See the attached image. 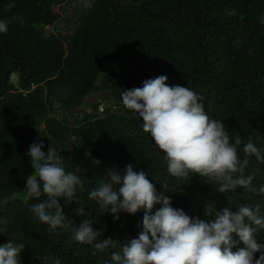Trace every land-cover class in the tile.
Here are the masks:
<instances>
[{"label": "trees", "instance_id": "obj_1", "mask_svg": "<svg viewBox=\"0 0 264 264\" xmlns=\"http://www.w3.org/2000/svg\"><path fill=\"white\" fill-rule=\"evenodd\" d=\"M72 1L79 0H0V20L8 22L0 34V244H25L22 264H110L111 253L138 236L143 210L114 220L88 194L106 171L128 163L146 171L158 190L167 184L173 207L190 216L214 220L204 214L206 203L231 211L258 204L264 216V195L239 187L217 192L194 174L170 176L142 120L115 110L122 90L167 75L169 85L203 98L208 115L225 123L230 142L241 141V158L250 139L264 153V0H95L73 25L59 28ZM106 92L112 105L90 101L91 110L84 107L88 97ZM75 110L80 113L71 120ZM38 139L45 151L54 146L83 184L78 203L65 206L67 230L49 232L29 210L38 201L16 195L33 171L25 152ZM244 175L254 177L253 187L264 186V164L255 157ZM77 207L90 215H77ZM85 218L115 248L93 255L92 246L74 241L72 228ZM255 238L264 243V230Z\"/></svg>", "mask_w": 264, "mask_h": 264}, {"label": "clouds", "instance_id": "obj_2", "mask_svg": "<svg viewBox=\"0 0 264 264\" xmlns=\"http://www.w3.org/2000/svg\"><path fill=\"white\" fill-rule=\"evenodd\" d=\"M260 23L264 24V16ZM7 31L8 22L0 20V34ZM167 81V75H160L144 80L141 87L122 90L121 107L142 120L143 130L163 153L168 174L180 179L198 175L221 193L239 187L264 195V186L253 187L254 177L244 175L249 158L264 164V153L250 139L241 158V141L230 142L225 123L208 115L203 98L187 86L169 85ZM45 147L44 140L38 139L25 152L33 171L25 180L24 200L38 201L29 210L49 232H58L68 229L65 206L78 203L74 197L83 184L77 174L65 169L54 146H47L46 151ZM148 176L128 163L123 170L106 171L88 194L102 214L110 212L114 220H119L122 212L134 215L143 210L138 236L129 239L120 252H112L110 264H264V243L255 238L257 229L264 230L258 204L231 211L206 203L205 216L214 214L215 219H201L173 207L165 191H171L168 185L161 183L162 190H158ZM74 211L83 217L90 215L84 207ZM101 232L94 229L93 220L85 218L72 228V238L92 246L95 255L115 248L111 237L100 238ZM240 243L244 247L233 251ZM25 246L12 239L0 244V264H22L20 254ZM52 264L60 261L53 259Z\"/></svg>", "mask_w": 264, "mask_h": 264}, {"label": "rangeland", "instance_id": "obj_3", "mask_svg": "<svg viewBox=\"0 0 264 264\" xmlns=\"http://www.w3.org/2000/svg\"><path fill=\"white\" fill-rule=\"evenodd\" d=\"M81 1V0H80ZM84 1V5L85 6H89V5H91L92 3H93V1H86V0H83ZM74 2L72 1V3L71 4H73ZM78 3V2H77ZM71 4H68V7H70L71 8ZM76 6V5H75ZM70 16V15H69ZM73 16V15H72ZM70 17V18H72L71 20H69L68 21V23H69V26H71V25H73V24H71L74 20H75V17ZM63 22V21H62ZM59 23L58 24V26H59V28H62V27H64V26H66V22H63V23ZM37 27L38 28H42V25L41 24H38L37 25ZM14 80H17V78H15ZM101 102V107H105V105L106 104H108V105H112L113 104V101H111L110 100V94H108V93H99L98 95H93V96H90V97H88L87 99H86V104L84 105V107L85 108H88V110L90 111L91 110V108H90V103L89 102ZM121 110L122 109V107H121V105H117L116 107H115V110ZM75 113H80V110H75L73 113H69L68 114V116L71 118V120H73L74 118H73V114H75ZM72 148H73V153L76 155V150H77V146L76 145H72ZM17 196H19V197H22V196H24V192H22V193H20V194H16Z\"/></svg>", "mask_w": 264, "mask_h": 264}, {"label": "water", "instance_id": "obj_4", "mask_svg": "<svg viewBox=\"0 0 264 264\" xmlns=\"http://www.w3.org/2000/svg\"><path fill=\"white\" fill-rule=\"evenodd\" d=\"M87 1H90V0H87ZM91 1H93V3L91 4V5H89V6H85L84 5V1L83 2H81V4H79V8H77V10H74V12H73V16L72 17H75V20L71 23V24H74L78 19H79V17H80V14H81V12H82V9H85V8H87V7H92L93 6V4L95 3V0H91ZM79 2V3H80ZM81 6V7H80ZM71 17V16H70ZM67 18L66 20V26L67 25H69V23H68V21L69 20H71L72 18ZM64 22V21H63ZM62 22V23H63ZM106 93H108V94H110V92H106ZM119 105H121V104H119ZM116 111H119L118 109L116 110Z\"/></svg>", "mask_w": 264, "mask_h": 264}, {"label": "crops", "instance_id": "obj_5", "mask_svg": "<svg viewBox=\"0 0 264 264\" xmlns=\"http://www.w3.org/2000/svg\"><path fill=\"white\" fill-rule=\"evenodd\" d=\"M87 1V0H86ZM78 2V3H77ZM80 2V0L79 1H75L73 4H71V8L70 7H68V9L67 10H65L64 12H63V15H64V22H66L67 20V18H69L70 16H69V11H70V13H71V11L72 12H74V10H77V8H79V4H81V2H83V0H81V2ZM76 5V6H75ZM81 7V6H80ZM69 10V11H68Z\"/></svg>", "mask_w": 264, "mask_h": 264}, {"label": "flooded vegetation", "instance_id": "obj_6", "mask_svg": "<svg viewBox=\"0 0 264 264\" xmlns=\"http://www.w3.org/2000/svg\"><path fill=\"white\" fill-rule=\"evenodd\" d=\"M69 15L72 16L73 15V12L71 11V13H70V11H69Z\"/></svg>", "mask_w": 264, "mask_h": 264}, {"label": "built area", "instance_id": "obj_7", "mask_svg": "<svg viewBox=\"0 0 264 264\" xmlns=\"http://www.w3.org/2000/svg\"><path fill=\"white\" fill-rule=\"evenodd\" d=\"M14 76H12V78H13Z\"/></svg>", "mask_w": 264, "mask_h": 264}]
</instances>
